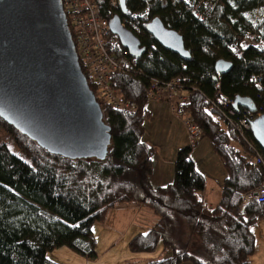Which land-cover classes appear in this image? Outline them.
Segmentation results:
<instances>
[{
  "label": "trees",
  "instance_id": "trees-1",
  "mask_svg": "<svg viewBox=\"0 0 264 264\" xmlns=\"http://www.w3.org/2000/svg\"><path fill=\"white\" fill-rule=\"evenodd\" d=\"M196 1L125 0L122 10L110 0H95L101 16L109 20L117 15L145 48L134 58L131 71L110 75L116 91L137 104L135 112L115 110L95 97L110 128L102 158L51 153L0 117V128L19 153L0 144V264H60L47 254L62 246L93 259L92 225L103 223L110 209L125 204L147 207L157 216L128 242L129 250L137 253L154 252L160 244L164 256L147 264H249L255 247L252 226L264 219V202L249 199L243 204V195L264 181V166L250 160L251 149L210 100L218 88L232 99L250 97L264 112V19L253 23L244 16L264 0H213L203 18L193 11ZM153 17L182 36L188 59L163 48L146 31ZM248 31L260 35V41L257 46L246 44L238 56L232 47ZM114 50L120 56L125 49L117 41ZM218 59L231 63L226 73L215 72ZM176 77L188 97L177 109L200 127L201 138L209 141L225 171L213 207L198 197L204 177L190 158L197 141L176 150L170 182L153 185L149 179L154 149L142 138L150 117L146 92L151 78ZM88 85L94 92L90 81ZM244 110L238 107L237 115ZM248 136L264 157L250 132Z\"/></svg>",
  "mask_w": 264,
  "mask_h": 264
},
{
  "label": "water",
  "instance_id": "water-1",
  "mask_svg": "<svg viewBox=\"0 0 264 264\" xmlns=\"http://www.w3.org/2000/svg\"><path fill=\"white\" fill-rule=\"evenodd\" d=\"M124 1L118 0L124 9ZM110 31L133 58L145 53L117 15ZM146 31L163 48L190 57L182 36L151 18ZM229 61L218 59L217 74ZM257 111L247 96H235L233 108ZM0 117L47 151L70 158H102L110 128L79 66L60 0H0ZM254 141L264 151V112L250 121Z\"/></svg>",
  "mask_w": 264,
  "mask_h": 264
},
{
  "label": "built area",
  "instance_id": "built-area-1",
  "mask_svg": "<svg viewBox=\"0 0 264 264\" xmlns=\"http://www.w3.org/2000/svg\"><path fill=\"white\" fill-rule=\"evenodd\" d=\"M62 10L71 30L72 42L84 67V75L94 88V96L98 100L109 105L115 110L135 112L138 106L135 102L126 100L110 84V75L113 72H129L133 69L134 58L128 50H122L120 56L114 48L118 37L110 31L108 19L101 16L95 0H60ZM116 5L118 0H110ZM213 7V0H197L193 3V11L198 17ZM202 8V11L200 10ZM205 12V13H204ZM123 26L124 24L121 23ZM260 35L248 31L241 43L232 47V51L240 56L243 47L250 43L258 45ZM120 43V42H119ZM129 57V58H128ZM260 78L257 77L256 87H260ZM217 86V85H216ZM218 87V86H217ZM147 99L153 102L167 103L171 111L182 121L187 138L191 144L198 141L202 132L200 127L185 113L177 109L178 104L187 102V95L183 94V85L178 77L167 81H159L151 78L146 92ZM211 101V107L234 128L239 139L251 149L250 160L264 166V157L250 140V121L261 112L255 113L244 110L237 115V109L233 108V99L225 97L219 89H216L215 98ZM251 133V132H250ZM249 199L264 202V181L256 188L249 190L243 195V203Z\"/></svg>",
  "mask_w": 264,
  "mask_h": 264
},
{
  "label": "crops",
  "instance_id": "crops-1",
  "mask_svg": "<svg viewBox=\"0 0 264 264\" xmlns=\"http://www.w3.org/2000/svg\"><path fill=\"white\" fill-rule=\"evenodd\" d=\"M152 103L154 106L152 109H150V117L152 114L157 116L162 115L163 117L164 113H167L166 116L170 118L168 123L175 125L167 124L164 127L167 131L166 133L170 134V140L172 142L171 150L168 153L169 156L167 157L166 161L162 160L160 157L161 154H158L159 152H157V147L155 144L152 145L143 139V141L151 145L154 149L153 167L149 178L150 182L153 185H163L170 182L172 179V165L176 150L182 146L188 145L189 142L187 140L183 123L176 116V114L171 111L168 104L164 102ZM145 132L146 131L144 130V134ZM203 139L204 138H201L192 146L190 154L193 152L192 149L196 146L200 145V148H205L206 164L213 167L216 173L206 170L205 167L201 168V162L196 163L197 161L195 159L192 157L190 158L193 160L195 168L204 177V187L198 193V197L203 205L206 207H213L219 200L220 186L225 176V171L222 167V164L208 145L209 143H204ZM130 205L135 204H125L118 206L119 208L110 209L107 214V218L103 223L95 222L92 225V231L96 238L95 258H87L64 246L55 248L48 252V258L60 264H147L151 260L157 259L156 256H160V254H162L161 246L159 253L153 255L143 254V256L142 254H137V252L134 253L129 250V240L135 234L145 231L157 219V216L148 208H125L129 207ZM251 264L257 263L253 261Z\"/></svg>",
  "mask_w": 264,
  "mask_h": 264
},
{
  "label": "rangeland",
  "instance_id": "rangeland-1",
  "mask_svg": "<svg viewBox=\"0 0 264 264\" xmlns=\"http://www.w3.org/2000/svg\"><path fill=\"white\" fill-rule=\"evenodd\" d=\"M244 16L249 21H251L253 23H258V22L262 21L264 19V5L257 7L253 11H245ZM152 102L153 101L148 102L149 109H152V107L154 106ZM166 115H167V113H164V116L162 117V115L157 116V115L152 114L151 117L145 123V131L146 132H145L144 136L142 137L148 143H151L152 145L155 144V146L157 147V152H159L158 154H161L160 157L164 161H166L167 157L169 156L168 153L171 150V144H172V142L170 140V134L166 133L167 131L165 130L164 127L167 124L174 125V124L168 123L169 122L168 120H170V118L167 117ZM187 140H188V138H187ZM203 141H204V143L205 142L207 144L209 143V141L206 138H204ZM188 142H189V140H188ZM0 144H5L10 149V151L12 153L19 154L15 144L12 141V139L1 128H0ZM189 144H190V142H189ZM232 144L237 145V143L234 140L232 141ZM208 145L210 146V144H208ZM199 146H196L195 148L192 149L193 152L190 154V157L195 159L197 161L196 163L201 162L200 163L201 168L205 167L206 170H210V171L216 173L214 171L213 167L208 166L206 164L205 148H203V147L200 148ZM199 148H200V150H199ZM210 148H211V146H210ZM208 150H209V147H208ZM164 168H165V165H164ZM134 206H137V207H134ZM138 207L147 208V207H141L139 205H130L129 207H125V208H138ZM114 208H119V207L116 206ZM252 231H253L254 237H255V247H254V251H253L252 255H249L250 259L248 256V262L250 261L249 263L251 264L253 261H255V263H257V264H264V220L253 225ZM159 251H160V244L157 246V248L154 252H151V253L150 252H142V253H137V254H142V255L143 254H152L153 255L156 253L158 254ZM134 253H136V252H134ZM163 256H164L163 254H160V256H156V257H157V259H159V258H162ZM185 263L189 264L188 261H186Z\"/></svg>",
  "mask_w": 264,
  "mask_h": 264
}]
</instances>
